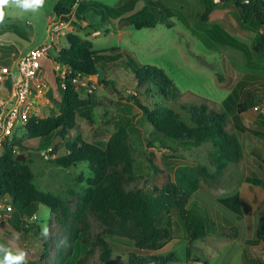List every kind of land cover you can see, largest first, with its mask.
I'll use <instances>...</instances> for the list:
<instances>
[{"label":"rangeland","instance_id":"obj_1","mask_svg":"<svg viewBox=\"0 0 264 264\" xmlns=\"http://www.w3.org/2000/svg\"><path fill=\"white\" fill-rule=\"evenodd\" d=\"M134 1L81 0V3L74 6L71 20L61 22L54 13L58 0H44L43 6L35 12L15 8L12 0H0V68L4 66L16 73L12 61L18 60L20 52L27 53L35 47L54 42L48 58L43 61L42 78L50 90L45 102L41 101L40 106L35 107L38 109L36 114L42 115L41 118L57 116L61 103L58 89L61 77L51 57L67 46L66 38L70 34L78 36L82 41H91L97 55L104 56L97 64L99 76H89L83 81L85 86H75L80 98L88 99L93 96L94 124L78 117L77 126L68 131L66 137L70 140L80 137L85 142L104 149L110 137L121 127H126L136 162V181L131 189H142L148 194H153V189L164 182L165 175L173 180L176 171L183 166L203 167L214 177L217 172L210 144L189 146L169 143L164 146L160 143L152 125L128 97L136 96L148 107L164 102L154 90L145 92V87L137 88L133 71L124 65L127 56L133 58L139 66H152L165 71L176 87L175 98L168 99L165 104L174 110L206 104L232 116V111H236L238 104H248L250 109L240 115L234 114L231 118V126L239 136L244 153L242 163L231 165L222 174L221 178L227 182L226 185L218 187L211 182L205 190L192 195L188 205V208L195 207L205 215L207 238L193 243L191 260L187 261L189 241L174 219V240L160 252H156L157 255L175 253L180 261L169 264H196L195 260L221 264L227 252L230 251L231 255L238 254L241 249L246 248L244 241L250 238V211H253L251 200L255 202L254 208L264 200V185L258 187L244 182L238 189L246 214L241 222L243 235L240 240L219 235L224 228H239V220L218 198L229 197L232 193L230 189L239 186L247 177L264 183V136L258 135L264 134V127L258 118L264 108L262 104L255 103V97L260 96L264 79V50L254 53L252 66H249L243 52L211 40L206 31L218 25L240 44L252 47L259 28L251 12L246 16L245 26H241L244 14L235 6L234 1L214 4L216 7L207 25L200 23L206 0H156L160 2V8L156 4L152 8L151 0H141L140 3ZM144 6L157 15L164 11V14L170 16L171 27L159 24L153 29L137 30L128 24L126 18ZM89 10L91 13L87 15ZM101 18H105V23H102ZM113 48L116 51H111ZM118 54L121 56L117 62L113 63L108 59ZM218 74L223 77V83L218 81ZM88 90L92 92L89 93ZM10 92L0 98V102H4L6 107L10 102ZM231 93L232 97L228 99ZM256 104L258 107H254ZM154 106L156 107L155 104ZM184 119H188V116L185 115ZM13 140L24 146L31 143L24 129H18L12 135ZM65 142L62 140L60 143L59 155L66 152ZM45 148L46 146H42L25 152L34 173V184L39 190L59 197L75 213L93 175L86 163L64 169L45 160L41 155ZM150 161L161 170L159 174H154ZM5 199L1 200L2 203H7ZM89 220L91 235H101L104 230L102 224L93 215H90ZM45 227L47 235L43 234ZM77 230L78 226L73 219L67 226H62L44 205L39 206L36 215L24 218L23 222H12L11 218L0 219V260L4 258V250L7 249L13 253L24 251L26 257L23 264H60L62 254L69 256L66 264H76L88 251L87 246L81 243ZM108 242L114 248L110 264H128V246L113 238H109ZM119 250L126 251L120 255ZM246 250L248 253L243 264H253L252 253L264 263L263 245L248 247ZM89 264H102L98 250Z\"/></svg>","mask_w":264,"mask_h":264},{"label":"trees","instance_id":"obj_2","mask_svg":"<svg viewBox=\"0 0 264 264\" xmlns=\"http://www.w3.org/2000/svg\"><path fill=\"white\" fill-rule=\"evenodd\" d=\"M230 1H234L235 6L244 14L241 26H245L244 21L250 12L255 19L259 32L252 47L240 44L218 25H214L206 33L215 42L239 49L245 54L247 65L252 66L254 53L264 50V0H249L248 5L244 3L245 0H223L222 3ZM138 2L140 3L141 0H137ZM77 3H81V0H58L54 13L61 22H68ZM153 4L161 7L159 1L151 0L152 8ZM215 7L211 0H206L205 10L200 15L201 24L209 23ZM109 12L113 11L109 10ZM101 21L105 23V18H101ZM126 22L137 30L153 29L159 24L169 28L172 25L170 16L164 14V11H160L157 15L153 10H147V6L126 18ZM66 43V47L51 57L56 65L71 70V74L65 79L59 78L58 89L61 95L59 114L47 118L32 117L23 127L31 143L24 146L21 142L11 139L0 156V198H7L13 206L12 222H23L24 218L33 217L39 206L44 205L50 209L60 225L67 226L73 219L78 226L76 233L80 236L81 243L87 246L88 251L76 264H89L96 250L99 251L100 262L110 264L114 251L108 242L109 238L116 239L117 242H125L137 250L157 252L174 240L172 229L175 219L189 241L186 258L190 261L193 243L208 236L207 219L197 208H188L190 199L199 190H205L211 182L218 187L222 184L226 185L227 182L221 178L222 174L231 165L242 163L244 153L239 136L231 126V118L234 114L240 115L246 112L250 109L249 105L238 104L236 111H232V116L222 109L215 106L211 108L206 104L182 107L179 110L169 108L165 101L175 98L174 82L164 70L152 66H139L133 58L127 56L124 65L133 71L137 88L145 87V92L154 90L164 102L154 103L156 107L154 104L148 107L138 97H128L152 125L155 135L160 138V143L164 146L169 143L189 146L210 144L213 148L212 158L217 172V176L214 177L203 167L183 166L176 171L173 180L165 175L164 182L153 189V194H148L142 189L133 190L131 186L136 181V162L133 149L129 145L126 127H121L115 132L104 149L87 143L80 137L75 140L66 137L68 131L77 126L78 117L86 119L91 125L94 124L93 96H89L88 99L80 98L72 78L76 74L99 76L97 64L100 58L104 57L97 55L91 41H82L76 35H68ZM111 51L116 49L113 48ZM120 56L118 54L108 59L115 63ZM217 79L223 83L220 74L217 75ZM255 103L264 106V79L260 87V96L255 97ZM254 107H258L257 104ZM185 115L188 119H184ZM258 118L264 125V115L259 114ZM62 140L66 141V152L64 155H59ZM42 146H46L45 150L51 149V157L55 156V159L49 162L64 169L86 163L93 175L85 194L78 202L75 213L59 197L39 190L34 184V173L25 152ZM19 156H25L26 161H18ZM150 166L155 175L161 172L153 161H150ZM244 182L258 187L264 185L261 180L247 177L239 186L230 189L232 193L229 197L218 198L225 208L237 215L238 220L243 216L238 189ZM90 215L95 216L102 224L104 230L101 235L95 237L91 235ZM253 216L254 236L253 239L245 241L246 248L264 246V200L254 211ZM219 235L237 240L239 229L224 228ZM246 248L243 250L244 258L247 254ZM68 258L66 254L60 255V264H66ZM178 261L180 260L172 252L166 255L139 256L134 253L128 255V264H169ZM195 262L209 264L202 260ZM254 264L264 263L259 260Z\"/></svg>","mask_w":264,"mask_h":264},{"label":"built area","instance_id":"obj_3","mask_svg":"<svg viewBox=\"0 0 264 264\" xmlns=\"http://www.w3.org/2000/svg\"><path fill=\"white\" fill-rule=\"evenodd\" d=\"M214 4H220L223 0H211ZM249 4V0L244 1ZM54 40V39H53ZM54 43V42H53ZM52 43V44H53ZM52 44H44L33 48L26 56L17 63V71L19 78L13 79V91L6 107L4 102H0V156L3 153L6 144L12 139V135L18 130L23 129L32 117H41L36 114L37 107L41 101L45 99L50 90L47 82L43 80V61H45L51 51ZM60 72L61 79H65L71 70L65 66L56 65ZM12 71L3 67L0 68V80L4 77H11ZM89 76L76 74L72 78L75 85L82 84ZM64 86V84H63ZM89 93L92 90H88ZM50 149L41 152L45 160L55 159L50 156ZM0 198V219H10L13 214V206L5 199L7 203H2Z\"/></svg>","mask_w":264,"mask_h":264},{"label":"crops","instance_id":"obj_4","mask_svg":"<svg viewBox=\"0 0 264 264\" xmlns=\"http://www.w3.org/2000/svg\"><path fill=\"white\" fill-rule=\"evenodd\" d=\"M90 13H91V11L89 10L86 14L88 15H90ZM85 14V15H86ZM32 50V49H31ZM30 50V51H31ZM29 51V52H30ZM29 52H27V53H24V52H20L19 53V57H18V60H13L12 62H13V64L15 65V67L17 66V63H18V61L20 60V59H22L24 56H26ZM24 54V55H23ZM16 54H13V56H15ZM20 58V59H19ZM4 67V66H3ZM3 67H1V68H3ZM11 71H12V69H10ZM19 78V75H18V71H17V68H16V73H14L13 71H12V76L11 77H4L2 80H0V84L2 85V88H0V98H3V97H5V96H7L8 95V93L10 92V99H11V96H12V91H13V79H18ZM44 80V79H43ZM49 86V85H48ZM10 87L12 88V89H10ZM45 99H46V97H45ZM45 99H43L42 101H44L45 102ZM262 108H264V106H262ZM42 111H43V113H44V111H45V105H43V107H42ZM260 114H262V115H264V112H261ZM261 126L262 127H264V125H262L261 124ZM258 135H262V136H264V134H262V133H258ZM247 199H250L249 197H247V196H245ZM247 199H245V201H249V200H247ZM251 204H252V209H253V211H250V213H251V215L253 216V213H254V211L261 205H259L257 208H254V206H255V202L253 201V200H251ZM241 207H242V204H241ZM251 209V210H252ZM247 210H250V209H247ZM242 212H243V216H242V218L239 220V240L241 239V237H242V235H243V233H242V228H241V222L244 220V217H245V211H244V209H243V207H242ZM252 216H251V221H250V226H251V229H250V238H248L247 240H251V239H253V236H254V216H253V218H252ZM237 239V240H238ZM247 240H245V241H247ZM245 241H244V245H245ZM172 242V241H171ZM170 242V243H171ZM118 243H120V244H122V245H124V246H128L127 247V251L126 250H119L120 252H119V254L120 255H123V253H125V251L127 252V254L129 255V254H131V253H134V254H137V255H141V256H147V255H151V254H154V255H157L156 254V252L154 253V252H148V251H143V250H137V249H134V248H132V247H130L127 243H125V242H118ZM168 245V244H167ZM166 245V246H167ZM164 249V248H163ZM113 250H114V248H113ZM161 251V250H160ZM160 251H157V252H160ZM230 253V251L229 252H227V255H225L223 258V260L221 261V264H243V260L246 258H244L243 257V250L241 249V253H238V254H233V255H231V254H229ZM248 253V252H247ZM246 256H247V254H246ZM252 256H253V260L251 261L253 264L255 263V261H259V259H257V257L254 255V253H252ZM117 258V257H116ZM207 261V260H206ZM263 262V261H262ZM207 263H209V264H212V262H210L209 260H208V262Z\"/></svg>","mask_w":264,"mask_h":264},{"label":"clouds","instance_id":"obj_5","mask_svg":"<svg viewBox=\"0 0 264 264\" xmlns=\"http://www.w3.org/2000/svg\"><path fill=\"white\" fill-rule=\"evenodd\" d=\"M12 3L17 9L35 12L43 6L44 0H12ZM47 231L45 227L43 229V234L47 235ZM4 251L5 255L4 258L0 260V264H23L25 261L26 253L24 251H19L17 253H13L7 249Z\"/></svg>","mask_w":264,"mask_h":264},{"label":"water","instance_id":"obj_6","mask_svg":"<svg viewBox=\"0 0 264 264\" xmlns=\"http://www.w3.org/2000/svg\"><path fill=\"white\" fill-rule=\"evenodd\" d=\"M17 160L25 162L26 161V157L25 156H19ZM198 264H202V263H198Z\"/></svg>","mask_w":264,"mask_h":264}]
</instances>
